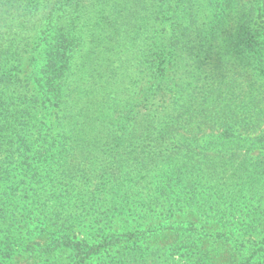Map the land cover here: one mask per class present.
Masks as SVG:
<instances>
[{"label":"trees","instance_id":"obj_1","mask_svg":"<svg viewBox=\"0 0 264 264\" xmlns=\"http://www.w3.org/2000/svg\"><path fill=\"white\" fill-rule=\"evenodd\" d=\"M118 2L121 1L0 0L2 3L0 8H4L5 5L10 6L14 14L13 21L18 24L17 28L9 26V29L14 32L12 34L16 35L18 43L0 45V65L7 60L12 50H16V47L22 44L24 34L30 33V26H23L24 18L28 19V23L32 20L39 22V27H36L37 30L32 35L36 39L34 47L29 54L22 50H19L17 54L19 60L26 55L28 83L36 95L22 93L19 97L8 99L7 103H0V206H5V202L16 198L15 190L7 186V183L11 182L14 177L20 176V183L28 182L33 185L38 183L35 182L37 176L27 170L28 161L42 162L45 158L38 152L39 149L33 151L29 141L22 135L23 130L29 125L30 118L35 117L38 112V107L52 110L77 95L80 87L105 80L110 82L114 77L111 78L109 67L116 49L114 39L116 34H121L120 27L123 19L118 17L128 12L126 5ZM161 2L158 6L159 30L157 34L153 36L154 32L150 29L151 23L146 18H135L133 29L127 36L126 56L129 54L133 56L135 52L145 47L155 50L157 63L152 62L145 67L151 71L147 73L142 89L137 90L134 100L137 103L141 98L148 96L158 98L162 107L158 111L157 123L153 129L155 131L158 125L162 132L157 142L159 146L180 142L176 156L188 148L194 150L196 146L199 147L203 139L215 137L214 118L205 114L204 107L213 98L217 91L216 83L222 77L221 69L211 66L215 61V49L219 40L223 36H230L231 33L220 35L218 31L223 28L219 27L228 25L214 21L211 22L210 27H200L196 19L198 11L189 0H163ZM263 6L262 4V10H264ZM139 7L140 5L133 6L134 16L139 14L136 12ZM147 10L148 6L144 7V11L147 12ZM262 23L263 26H257L250 31L247 39L240 38L241 43L238 45L243 48L251 47L250 53L253 55L257 68L256 74L251 76L249 86L242 88L243 95L237 100L234 108L238 132L234 134L226 130L221 138L210 141L209 144L212 147L203 150L197 161L187 165L192 173L189 172V176L184 179L182 178V167L177 164L172 165L175 161L169 159L167 164L172 169L168 168L166 173L168 177L165 181L169 182L168 187L176 189V192L172 193L174 197L163 194L162 197L156 196L154 199L144 200V205L147 204V207L153 206L158 201L166 203L173 201L172 206L177 207L174 210V213H177L174 215H178L179 221L175 229L180 245L168 254L167 261L170 264L174 260L182 261L184 264H264V224H262L264 219V155L260 158L257 156L258 161L253 164H249L247 160L250 151L256 148L264 150V20L259 24ZM3 27L6 25L0 18V29ZM193 56H196L197 60H193ZM80 57H83V60H79L76 64ZM190 58L192 61L188 66ZM177 63L183 68V73L178 72L180 66ZM138 64L139 61L136 64V70ZM202 65H204L203 68ZM190 66L200 70V73L204 75L202 79L205 80L197 86L195 93L188 88V83H184L186 79H190L188 78L191 75ZM2 79L4 77L0 76V80ZM136 103H133V99L127 101L126 107L129 110L125 112L126 115L138 109ZM113 109L115 110L114 106ZM175 114H178V120H174ZM197 119H208L207 132H202L201 123L197 122ZM194 122L198 128H195ZM98 126H102V123ZM122 129L121 134L115 136L116 140H110L109 143L120 144L130 140L127 137L128 127ZM101 131L102 129L91 124L89 129L86 128L83 140L78 141L79 145L81 142L86 146L97 145L93 141H97ZM249 135L255 137L249 140L247 138ZM52 144L55 142L48 144L47 147L50 148ZM226 150H233L231 157L227 158L223 155ZM14 162H18L22 167L19 173L16 172V168L12 167ZM230 162L236 168L224 183L225 186L231 189L247 186L248 192L254 195L250 198L254 206L245 214L248 225L243 226L238 234L226 225L225 220L227 214H231L233 204L243 196L234 194L227 199L222 195L206 197L212 195L214 188L210 186L212 184L210 181L207 184L210 187L208 192L204 193L205 196L196 198L197 173H209L212 168L219 167L215 165L220 164L224 167ZM164 183L160 182V185ZM167 186L165 192L169 193L170 189ZM243 191L242 189L240 193ZM123 203H126V199H123ZM209 204L218 217L216 220L218 230L223 234L222 237L218 236L216 239L206 238L207 240L203 243L210 247L203 248L202 243L194 245V238L198 237V232L194 223L189 221L197 219L196 216ZM222 205L226 206L227 214L224 210L219 211ZM0 213L3 211L0 210ZM12 213L13 210L5 212L8 215ZM188 214L190 216L185 218ZM29 220L23 218L18 221L16 227L0 228V264L7 261L12 247L16 246V236L24 235L30 240H21L20 246L25 254L30 256L32 253H38L40 257L45 258L44 264H85L87 260L100 259L105 256L107 247L116 248L119 254L111 257L112 264H144L145 258L153 256L149 248H136L124 256L121 255L119 251L121 244L124 245L128 241L124 240L115 244L116 241H113L112 235L106 236L103 241L95 245L84 242L73 244L68 238L57 236L56 240L50 239L48 246L47 244L40 246L36 240L41 239L44 230L35 229ZM3 223L5 220L0 215V224ZM155 225L159 226L157 220H154L152 224H147L146 230H140L139 226H132L130 222H127L123 231L126 235H135L145 240L146 234L155 235L157 233ZM202 231L209 230L204 228ZM129 242L136 243L137 239ZM57 248L62 251H71L73 258L64 263H57L54 259Z\"/></svg>","mask_w":264,"mask_h":264},{"label":"rangeland","instance_id":"obj_2","mask_svg":"<svg viewBox=\"0 0 264 264\" xmlns=\"http://www.w3.org/2000/svg\"><path fill=\"white\" fill-rule=\"evenodd\" d=\"M120 1L118 3L125 4L128 12L118 17L123 19L121 34H116L114 39L116 49L109 67V74L111 78L114 77L110 82L105 80L80 87L77 95L52 110L38 107V112L35 117L30 118L29 125L22 134L29 141L32 150L39 149L38 152L45 158L42 162L28 161L27 170L37 176L35 182L38 183L35 185L28 182L20 183V176L14 177L7 183L10 189L15 190L16 198H10L11 201L5 202V206H0V210L3 211L0 215L5 220V223L0 224V228L16 227L18 221L23 218L30 219L35 229L44 230L41 239L36 240L40 246L45 244L48 246L50 239L56 240L57 236L68 238L73 244L84 242L95 245L103 241L106 236L112 235L115 244L128 241L124 245L121 244L119 249L121 255L124 256L136 248H149L153 256L145 258L144 264H170L167 261L168 254L180 245L175 229L179 221L178 215H174L177 213H174L177 207L172 206L173 201L169 203L158 201L153 206L147 207V204L144 205V200L154 199L163 194L174 197L172 193L176 192V189L168 187L169 182L165 181L168 177L166 174L168 168L172 169L167 164L169 159L175 161L172 165L177 164L182 167L184 179L189 176V172L192 173L187 165L197 161L203 150L212 147L210 141L221 138L226 130L234 134L238 132L234 108L237 100L243 95L242 88L249 86L251 76L255 75L257 70L253 55L250 53L251 47L243 48L238 45L241 43L240 38L247 39L250 31L257 26H263V23H259L264 20V10L261 9L264 0H189L198 11L196 19L200 27H210L212 21L227 24L228 26L219 27L223 30L218 33L220 35L231 33V35L223 36L215 49V61L211 66L221 69L222 77L216 83L217 91L213 98L204 107L205 114L214 118L215 137L203 139L199 147L195 145L196 148L192 147L194 150L188 148L176 156L180 142L159 146L157 140L162 132L161 127L157 125L156 130L153 129L157 123L158 111L162 107L161 102L152 96L141 98L137 103L134 100L137 90L142 89L146 81L145 77L151 71L145 67L152 62L157 63L155 50L145 47L135 52L133 56L131 54L126 56V41L133 29V20L146 18L151 23L150 29L154 32V36L159 30L158 6L163 0ZM135 4L140 5L136 10L139 12L137 16H134L132 11L133 6H139ZM147 6L148 10L145 12L144 7ZM13 17L10 6L5 5L4 8H0V18L6 25L0 29L2 46L18 43L16 35H13L14 32L9 29V26L16 28L18 26L13 21ZM23 26H30V33L24 34L22 44L16 47V50H12L7 60L0 65V76L4 77L0 80V103H7L8 99L19 97L22 93L36 95L28 83L26 55L19 60L17 54L19 50L29 54L34 47L36 39L32 35L37 30L36 27H39V22L32 20L28 23L25 17ZM18 32L21 33L20 30ZM207 37L211 36L207 35ZM192 59L197 60V57L193 56ZM192 59L190 58L188 66ZM79 60H83V57L77 59V62L75 60L76 64ZM178 69L179 73H183L181 66ZM16 70L19 72H15ZM189 70L190 79H186L184 83H188V88L195 93L197 86L205 82L202 79L204 75L196 67L190 66ZM131 99L137 104L138 109L126 115L125 112L129 110L126 107L127 101ZM177 116L178 114L174 115V120L179 119ZM196 121L201 123L202 132H207L208 119ZM101 123L102 126H98ZM91 124L102 129L97 141H93L97 145L86 146L82 142L79 145L78 141L83 140L86 128L89 129ZM124 127H128L127 137L130 140L120 144L109 143L110 140H116L115 136H119ZM195 128L198 127L195 125ZM253 137L255 136H247L249 140ZM52 142L55 144L50 148L47 147ZM231 154L233 150H226L223 153L227 158L231 157ZM261 155H264L263 149L256 148L250 151L247 159L249 164L257 162V156L260 158ZM232 165L231 162L224 167L217 164L215 166L219 167L212 168L209 173H197V197H195L205 196L204 193L208 192L210 186H214L212 195L206 197L222 195L227 199L234 194L243 196L233 204L231 214L226 213V206L222 205L219 208V211L224 210L227 214L226 225L238 234L243 226L248 225L245 214L254 206L253 200H250L254 195L248 192L247 186L234 189L225 186L224 183L236 168ZM12 167L16 168L17 173L22 168L18 162H14ZM210 181L212 184L209 186L207 184ZM160 182L165 183L160 185ZM166 186L170 189L169 193L165 192ZM242 189L244 191L240 193ZM123 199H126V203H123ZM12 210V215L5 214ZM188 216L190 215H186L185 218ZM196 218L189 221L194 223L198 232V237L194 238V245L202 243L203 248L210 247L203 241L208 237L215 239L218 236L222 237L223 234L218 230L216 223L218 217L209 204ZM154 220L159 224V226L155 225L157 233L146 234L145 240L135 235H126L123 231L127 222L132 226H139L140 230H146L147 224H152ZM204 228L209 231H202ZM27 237L16 236V246L12 247L4 264H44L45 258L40 257L38 253H32L30 256L25 254L20 244L22 239L29 240ZM135 239H137L136 243L129 242ZM106 251L102 258H92L85 264H112L111 257L119 254L113 247H107ZM71 258H73L71 251H62L59 248L55 250L54 259L57 263H64ZM171 264L184 263L174 260Z\"/></svg>","mask_w":264,"mask_h":264}]
</instances>
